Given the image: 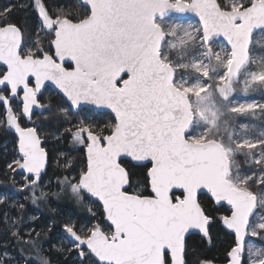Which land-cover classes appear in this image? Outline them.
Here are the masks:
<instances>
[{
    "label": "snow or ice",
    "instance_id": "6c2138e0",
    "mask_svg": "<svg viewBox=\"0 0 264 264\" xmlns=\"http://www.w3.org/2000/svg\"><path fill=\"white\" fill-rule=\"evenodd\" d=\"M21 11L32 25L13 19ZM188 12L198 25L173 18ZM257 32L264 33V0H9L0 7V126L16 134L6 172L22 174L16 191L29 193L10 205L0 196L15 213L0 212V264H53V251L67 254L65 264L68 257L73 264H191L187 237L196 230L211 244L215 223L232 236L225 264H264V120L241 122L264 116V102L232 103L240 92L264 97V57L252 49ZM218 37L227 47L216 49ZM48 83L56 96L45 102ZM53 109L56 142L68 146L55 160L58 192L45 191L49 118L34 119ZM102 111L109 120L97 119ZM65 194L96 222L65 218L59 245L45 249L57 225L39 224L28 206ZM86 201L100 206V219Z\"/></svg>",
    "mask_w": 264,
    "mask_h": 264
},
{
    "label": "trees",
    "instance_id": "16d2710c",
    "mask_svg": "<svg viewBox=\"0 0 264 264\" xmlns=\"http://www.w3.org/2000/svg\"><path fill=\"white\" fill-rule=\"evenodd\" d=\"M52 3H56L57 0H51ZM62 2V0H60ZM9 3V0H0V7ZM14 20L23 21L27 19L28 23L32 25L34 23V18L31 14H26L25 12H18L13 15ZM47 90L43 92V99L47 102L48 98L56 96V93L49 91V94L46 93ZM15 101L13 104L15 105ZM55 103V101H54ZM55 109H53L50 113H45L44 117H40V113L37 112L36 119L39 117L40 119H44L48 117L45 125L43 127V134L47 135V143L45 147L49 149L51 164L47 169V175L44 177L45 184L51 180L52 185L50 188H45V191L49 192H58L59 189L56 186L55 179L56 176L59 175V171L57 169L55 160L58 155V152L68 151L67 143L64 140H61L59 143L56 142L55 138ZM3 116V109L0 106V117ZM97 119L100 121H106L110 119V115L108 112H101L97 115ZM13 131H6L3 126H0V193L4 192L13 197H17L18 201L23 202L25 196L29 195L27 192H17L16 189L20 188L21 183L23 182V175L19 172L14 176L6 172V163L12 158L9 153H6V141L14 146L15 149V137L12 134ZM7 143V144H8ZM71 157L79 158L82 156V153L77 151H71ZM79 162V161H77ZM63 160H61V164ZM131 166L134 167V170L143 173L145 169L138 167L137 165L129 162ZM149 166V165H148ZM15 181V183H14ZM135 187V185H134ZM133 189H129L132 191ZM39 195V193H37ZM201 199L207 200L206 196H202ZM87 205L91 206L94 211L97 213V219H100L101 208L98 204L93 203L92 201H86ZM215 215L219 216L224 214V210L220 209L217 211L214 207L211 209ZM28 211L30 215H36L39 217V224L43 225L45 223L55 222L57 227L52 230L51 236L52 239L49 243L44 245L45 249L49 247V244L59 245V227L60 223L67 217H71L73 221H77L79 223H94L96 222L92 219L91 214L84 207H79L75 204V202L70 198L69 195H62L59 198L51 197L47 202L40 203L39 207L36 208L34 206L29 205ZM0 212H8L10 215H15L14 210L10 206H0ZM39 230V228H38ZM232 236L226 232L219 223H215L212 227V241L211 244L206 242L202 237L198 235H189L187 237V243L189 245V256L188 259L191 264H196L197 257L199 258H215V264H225L224 255L231 244ZM65 256L59 255L57 252L53 251L51 253V259L53 264H65ZM74 257L67 258V264H73Z\"/></svg>",
    "mask_w": 264,
    "mask_h": 264
},
{
    "label": "rangeland",
    "instance_id": "374dc122",
    "mask_svg": "<svg viewBox=\"0 0 264 264\" xmlns=\"http://www.w3.org/2000/svg\"><path fill=\"white\" fill-rule=\"evenodd\" d=\"M173 18H175V17H173ZM178 20L183 22V23H191L192 25H198V23H199L196 20H189V21L180 20V19H178ZM252 49H253V53L256 55L257 59H260L261 57H264V33L257 32L254 35V44L252 45ZM46 93H47V91H46ZM254 100L258 101V102H264V97H261L258 94L246 95V94H244L242 92L236 93L232 97V103L234 105H238V104H241V103H250V102H252ZM262 120H264V116H261V114L259 112H257L255 119H253L251 117L242 118L241 122H251V123L260 124ZM25 125L28 126L29 124L25 121ZM12 134H13V132H12ZM7 143L8 142L6 141L5 151H6V153H9V155L12 156L11 159H13L16 156V151L14 149V146L9 145L10 142L8 144ZM63 152H65V151H63ZM11 159L7 163L11 162ZM21 178H23V176ZM0 196L7 197L8 200H9V205L12 202L18 201L17 197H13V196H11L9 194H6L4 192H1ZM9 205H6V206H9ZM257 243H259V241H257Z\"/></svg>",
    "mask_w": 264,
    "mask_h": 264
},
{
    "label": "water",
    "instance_id": "95a60500",
    "mask_svg": "<svg viewBox=\"0 0 264 264\" xmlns=\"http://www.w3.org/2000/svg\"><path fill=\"white\" fill-rule=\"evenodd\" d=\"M174 17H176V18H178V19H182V20H196V21L199 22L198 17H197L194 13H191V12H188V13H185V14H174ZM215 41H224V43L227 45V42H226V40H225L223 37H218V38H216ZM47 87H49V88H51L52 90L55 91L54 86H52L50 83L47 84ZM47 87H46V89H47ZM46 89H45V90H46ZM45 90H44V91H45ZM44 91H43V92H44ZM55 92H56V91H55ZM37 112H38V111H37ZM102 112H107V111H102ZM13 134H14V137H15V139H16V134H15L14 130H13ZM129 162H131V161H129ZM131 163L134 164V165H136V162H131ZM149 166H150V165H149ZM221 226H222V225H221ZM222 228H223L226 232H228L223 226H222ZM228 233H229V232H228ZM190 235H198V236L201 237V235H200L196 230H193L192 233H191Z\"/></svg>",
    "mask_w": 264,
    "mask_h": 264
},
{
    "label": "built area",
    "instance_id": "2783aa9c",
    "mask_svg": "<svg viewBox=\"0 0 264 264\" xmlns=\"http://www.w3.org/2000/svg\"><path fill=\"white\" fill-rule=\"evenodd\" d=\"M217 50H219L220 48H224L226 47L225 44L222 41H215V45Z\"/></svg>",
    "mask_w": 264,
    "mask_h": 264
},
{
    "label": "flooded vegetation",
    "instance_id": "af4514ba",
    "mask_svg": "<svg viewBox=\"0 0 264 264\" xmlns=\"http://www.w3.org/2000/svg\"><path fill=\"white\" fill-rule=\"evenodd\" d=\"M176 18V17H175ZM176 19H178V18H176ZM180 20H182V19H180ZM185 21H189V20H185ZM223 43H224V41H222ZM225 44V43H224ZM225 46L227 47V45L225 44ZM47 95L49 94V91H52V92H54V93H56L54 90H52L51 88H49V87H47ZM24 126H26V125H24ZM28 126H30V125H28ZM101 211H102V209H101Z\"/></svg>",
    "mask_w": 264,
    "mask_h": 264
}]
</instances>
